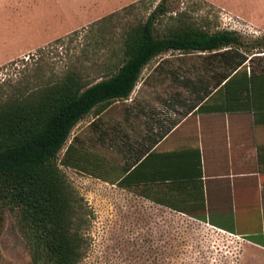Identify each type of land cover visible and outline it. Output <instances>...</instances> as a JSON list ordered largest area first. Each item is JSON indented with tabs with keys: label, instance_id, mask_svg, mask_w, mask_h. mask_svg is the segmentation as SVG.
Masks as SVG:
<instances>
[{
	"label": "trees",
	"instance_id": "16d2710c",
	"mask_svg": "<svg viewBox=\"0 0 264 264\" xmlns=\"http://www.w3.org/2000/svg\"><path fill=\"white\" fill-rule=\"evenodd\" d=\"M169 1L161 0L145 19L123 24L116 47L92 74L71 66L57 81L16 87L0 97V235L9 211L33 264H79L83 258L89 212L60 170L59 153L85 117L127 100L154 59L168 52L204 56L187 71L165 75L176 88L167 105L174 120L160 137L194 111L256 109V75L264 74V57L256 54L264 52L262 42L246 41L235 31L213 30L207 20L197 24L184 11H169ZM134 6L126 7L124 14ZM84 153L86 158L71 143L60 163L114 185V177L107 176L114 175V167L91 161ZM198 163L200 178V158ZM118 184L126 188L127 178Z\"/></svg>",
	"mask_w": 264,
	"mask_h": 264
},
{
	"label": "rangeland",
	"instance_id": "374dc122",
	"mask_svg": "<svg viewBox=\"0 0 264 264\" xmlns=\"http://www.w3.org/2000/svg\"><path fill=\"white\" fill-rule=\"evenodd\" d=\"M160 1L0 0V97L16 87L57 81L71 66L85 67L92 74L109 49L116 47L123 24L145 19ZM259 1L170 0L168 9L186 12L197 24L207 20L213 30L235 31L251 42L255 31L246 27L239 10L255 12ZM132 4L131 13L124 14ZM202 57L180 52L157 57L144 68L131 99L160 112L166 110L176 91L164 78L167 72L187 71ZM71 143L85 158L84 152L87 159L114 167V103L99 116L91 113L80 121L58 157L60 170L89 212L79 264H264V246L147 206L113 184L61 165ZM4 217L0 264H33L13 216L5 211Z\"/></svg>",
	"mask_w": 264,
	"mask_h": 264
},
{
	"label": "crops",
	"instance_id": "0c3cea01",
	"mask_svg": "<svg viewBox=\"0 0 264 264\" xmlns=\"http://www.w3.org/2000/svg\"><path fill=\"white\" fill-rule=\"evenodd\" d=\"M256 6L255 12L240 7L239 15L264 45V0ZM255 64L259 74L258 58ZM256 77L254 111H194L162 137L174 120L171 108L160 112L135 102V89L114 102V187L147 206L264 246V74ZM124 177L126 188L118 186Z\"/></svg>",
	"mask_w": 264,
	"mask_h": 264
}]
</instances>
